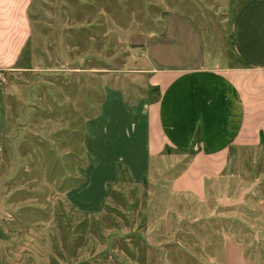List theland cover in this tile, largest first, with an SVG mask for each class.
<instances>
[{"label":"rangeland","instance_id":"obj_1","mask_svg":"<svg viewBox=\"0 0 264 264\" xmlns=\"http://www.w3.org/2000/svg\"><path fill=\"white\" fill-rule=\"evenodd\" d=\"M243 1H30L28 39L0 83V264H207L208 249L231 236L250 264H264V231L249 206L264 198V147L236 150L203 202L170 192L184 155L140 183L120 167L102 193L77 171L90 161L82 124L95 118L102 85L126 90L132 109L139 97L152 101L156 91L135 75L167 42L177 10L202 28L216 63L241 62L228 28ZM244 189L242 202L220 205Z\"/></svg>","mask_w":264,"mask_h":264},{"label":"crops","instance_id":"obj_2","mask_svg":"<svg viewBox=\"0 0 264 264\" xmlns=\"http://www.w3.org/2000/svg\"><path fill=\"white\" fill-rule=\"evenodd\" d=\"M30 1L0 0L2 74L12 71L28 39ZM165 28L167 42L158 53H150V68L135 75L140 85L157 90L156 99L139 97L132 109L126 90L102 85L95 118L82 124L80 150L90 161L77 171L85 179L95 176L102 193L120 167L133 183H140L156 166L193 150L170 179L169 189L203 202L236 150L264 147V0H245L235 8L228 37L231 54L241 62L231 65H219L207 54L204 31L183 11H175ZM175 38L177 43L182 38V44L169 51ZM85 179L78 189L87 187ZM251 199L256 225L264 231V198ZM219 202L234 207L242 199L237 204L226 197ZM216 245L207 251V264H250L236 238Z\"/></svg>","mask_w":264,"mask_h":264},{"label":"trees","instance_id":"obj_3","mask_svg":"<svg viewBox=\"0 0 264 264\" xmlns=\"http://www.w3.org/2000/svg\"><path fill=\"white\" fill-rule=\"evenodd\" d=\"M155 91H156V95H157V90H155ZM156 97H157V96H156ZM155 99H156V98H154V100H155ZM164 152L168 153L169 150H168V149H165ZM187 155H188V156L193 155V150L189 151V152L187 153Z\"/></svg>","mask_w":264,"mask_h":264},{"label":"water","instance_id":"obj_4","mask_svg":"<svg viewBox=\"0 0 264 264\" xmlns=\"http://www.w3.org/2000/svg\"><path fill=\"white\" fill-rule=\"evenodd\" d=\"M243 194H244V191H242V192L240 193L239 198H238L235 202H233L232 204H237V203L239 202V200H240V198L242 197ZM225 204H226V203H225Z\"/></svg>","mask_w":264,"mask_h":264},{"label":"built area","instance_id":"obj_5","mask_svg":"<svg viewBox=\"0 0 264 264\" xmlns=\"http://www.w3.org/2000/svg\"><path fill=\"white\" fill-rule=\"evenodd\" d=\"M5 82L4 76L2 74V72L0 71V83Z\"/></svg>","mask_w":264,"mask_h":264}]
</instances>
